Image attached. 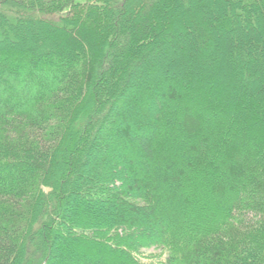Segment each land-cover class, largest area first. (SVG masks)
I'll return each instance as SVG.
<instances>
[{"label": "trees", "instance_id": "trees-1", "mask_svg": "<svg viewBox=\"0 0 264 264\" xmlns=\"http://www.w3.org/2000/svg\"><path fill=\"white\" fill-rule=\"evenodd\" d=\"M0 264H264V0H0Z\"/></svg>", "mask_w": 264, "mask_h": 264}, {"label": "rangeland", "instance_id": "rangeland-1", "mask_svg": "<svg viewBox=\"0 0 264 264\" xmlns=\"http://www.w3.org/2000/svg\"><path fill=\"white\" fill-rule=\"evenodd\" d=\"M170 96V95H169ZM112 169V168H111ZM128 172H131L132 170L129 168L127 169ZM24 172V171H23ZM146 251V250H145ZM158 249L150 248L147 252H157ZM54 254H58V251L54 252Z\"/></svg>", "mask_w": 264, "mask_h": 264}]
</instances>
